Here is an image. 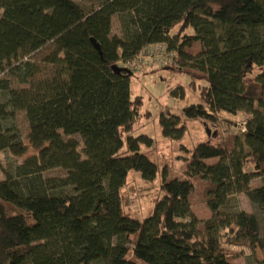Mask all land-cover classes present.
<instances>
[{
	"label": "trees",
	"instance_id": "trees-1",
	"mask_svg": "<svg viewBox=\"0 0 264 264\" xmlns=\"http://www.w3.org/2000/svg\"><path fill=\"white\" fill-rule=\"evenodd\" d=\"M0 10V67L29 83L16 90L0 79V152L23 160L0 181V264H138L130 255L142 264H232L235 253L222 247L220 230L228 244L264 254L256 216L220 209L225 197L243 192L264 212V185L248 186L264 178V0H102L89 11L73 0H0ZM114 16L120 37L111 35ZM155 43L177 54L166 67H193L201 73L192 77L205 83L199 103L179 116L160 114L165 137L184 132L181 119L210 126L222 114L249 116L241 135L184 146V178L163 180L149 217L136 220L123 213L120 190L130 171L147 179L158 168L141 152L150 136L131 134L143 100L131 97L133 72L118 61ZM46 49L54 72L31 83L39 71L33 56ZM256 68L260 76H250ZM16 111L27 117L25 141ZM55 168L67 176L43 177ZM196 179L212 213L200 225L191 212Z\"/></svg>",
	"mask_w": 264,
	"mask_h": 264
},
{
	"label": "rangeland",
	"instance_id": "rangeland-1",
	"mask_svg": "<svg viewBox=\"0 0 264 264\" xmlns=\"http://www.w3.org/2000/svg\"><path fill=\"white\" fill-rule=\"evenodd\" d=\"M79 6H82L85 11H89L92 7L97 6L102 0H73ZM2 10H0V17ZM111 35L121 36L120 20L118 16H114L111 20ZM48 49L35 53L33 56V63L38 67L39 71L34 76L31 83L40 79L48 78L54 72V67L45 62ZM173 61L170 63L172 64ZM167 64V65H170ZM175 67L179 65L177 62L173 64ZM3 65L0 67V79L9 80L12 89L20 90L29 87V83L21 84L15 77H11ZM262 68L256 70L250 75L252 77H259L262 73ZM198 70L193 67H185L183 70H171V68L153 67L144 68L142 71L132 73L130 81V94L133 96H140L143 100L142 114L140 122L133 126L131 134L134 136L141 134H148L152 139L150 147L143 146L141 152L149 157V159L157 165L158 170L156 175L152 178H143L138 171H130L126 177V183L120 190V205L124 214L133 219L143 220L151 214L154 200L160 198L162 191L160 184L163 180H171V178H184V172L188 169L189 161L184 158H189V155L184 150V146L193 148L198 143L207 141V134L204 130V122L199 120L181 119L184 125V132L182 134H175L172 137H165L160 129V122L158 118L160 114L167 116L168 114L180 115L183 107L191 105L192 103H199V89L204 83V80H198L192 76L200 74ZM3 96L0 95V103ZM257 109V106H255ZM146 113V114H145ZM222 121L218 124L210 125L208 128L213 132L217 131V135L212 142L219 143V135L242 133L238 129L239 122L247 119L248 114L240 112L238 115L222 114ZM16 126L19 129L22 140H26L28 132V122L24 111L15 112ZM228 121L237 124L236 127ZM213 126V127H212ZM79 142L78 152L82 159H85L83 154V144L80 136H76ZM243 153H249L247 147H240ZM21 158H15L10 152H0V181L5 179L3 171H11L16 164H21ZM215 159H207L205 163L208 165L215 164ZM245 173L251 174L252 165L246 164L243 166ZM67 172L58 168L43 172L45 179H64ZM264 185V178L254 177L248 184L250 188ZM203 181L194 180V192L191 199V212L197 217L198 224L211 217L210 210L206 201L202 198ZM66 194H72L71 188L63 190ZM227 215L234 216L238 212L246 211L256 216L260 224V234L264 239V212L260 211L256 205H253L245 193H231L230 196L225 197V202L220 208ZM220 243L223 248L235 253L232 264H257V260L264 259V254L259 248L253 252L250 247L244 245H230L226 242L224 230H220ZM132 248V245H129ZM129 258L138 264H142L140 260H136L132 255ZM92 264H101L94 262Z\"/></svg>",
	"mask_w": 264,
	"mask_h": 264
},
{
	"label": "built area",
	"instance_id": "built-area-1",
	"mask_svg": "<svg viewBox=\"0 0 264 264\" xmlns=\"http://www.w3.org/2000/svg\"><path fill=\"white\" fill-rule=\"evenodd\" d=\"M177 58L175 52L169 51L167 45L163 43H155L141 49V52L128 60H119L118 65L137 73L144 68L165 67ZM238 129L241 133L246 131L245 122H239Z\"/></svg>",
	"mask_w": 264,
	"mask_h": 264
},
{
	"label": "water",
	"instance_id": "water-1",
	"mask_svg": "<svg viewBox=\"0 0 264 264\" xmlns=\"http://www.w3.org/2000/svg\"><path fill=\"white\" fill-rule=\"evenodd\" d=\"M90 41H91V44L93 45V47L101 54L100 49H99V43L97 41H95L94 39H92V38L90 39ZM118 68H121V67H118ZM122 69H125V68H122ZM228 123L233 124V122H230V121H228ZM233 126L236 127L237 124H233ZM203 127H204V130L206 131V134H207L208 137H212V138L216 137L217 131L216 132H212L208 128V126H207V124L205 122L203 124Z\"/></svg>",
	"mask_w": 264,
	"mask_h": 264
},
{
	"label": "bare ground",
	"instance_id": "bare-ground-1",
	"mask_svg": "<svg viewBox=\"0 0 264 264\" xmlns=\"http://www.w3.org/2000/svg\"><path fill=\"white\" fill-rule=\"evenodd\" d=\"M141 106H142V104H141ZM215 124V123H214ZM207 126H209V124L207 125ZM210 127V126H209ZM213 127V126H212ZM214 132V131H213ZM210 139V138H209ZM214 139V138H213ZM212 141V140H211Z\"/></svg>",
	"mask_w": 264,
	"mask_h": 264
},
{
	"label": "crops",
	"instance_id": "crops-1",
	"mask_svg": "<svg viewBox=\"0 0 264 264\" xmlns=\"http://www.w3.org/2000/svg\"><path fill=\"white\" fill-rule=\"evenodd\" d=\"M3 12V11H2Z\"/></svg>",
	"mask_w": 264,
	"mask_h": 264
}]
</instances>
